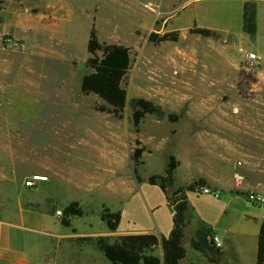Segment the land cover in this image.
<instances>
[{"label":"rangeland","instance_id":"374dc122","mask_svg":"<svg viewBox=\"0 0 264 264\" xmlns=\"http://www.w3.org/2000/svg\"><path fill=\"white\" fill-rule=\"evenodd\" d=\"M72 1L75 10L69 24L74 60L66 71L67 87L60 93V99L69 105H49L19 124L20 137L14 147L18 165L24 171L0 173V214L10 216L12 202L20 200L24 204L32 193L36 198L46 197L36 206L40 209L41 205L43 211L53 215L46 219L47 228L63 229L58 224L62 214L56 211L70 201H78L85 214L72 218L71 226L66 228L84 235L77 239V250L69 238L62 240V248L53 254L56 264H112L97 248L98 236L114 242L125 230L152 229L157 225L162 232L172 224L173 209L164 192L147 182L151 174H164L171 156L179 164L173 172L174 182L167 188L170 193L187 184L202 168L214 174L220 170L231 178L238 172L243 175L241 182L251 180L255 173V185L264 188L261 64L245 71L240 65L238 45L229 44L225 49L219 37L204 43L201 35L186 28L193 24L220 26L228 14L234 17L235 8L223 0H203L191 7L182 6L180 2L186 0H160L158 6V0ZM3 7L4 0H0V9ZM168 8L173 14L172 25L180 29L171 26L169 20L163 22L167 16L163 10ZM92 23L101 42L123 44L129 49L130 67L121 83L127 103L120 117L100 110L108 105L96 94L80 90L83 74L91 71L85 61L90 56L86 42ZM172 30H178L176 41L149 40L152 32L162 35ZM243 46L255 51L250 43ZM17 51L0 44V134L14 131L11 122L15 110L1 105L5 99L4 80L11 86L28 83L35 77L33 68H41L29 53L16 54ZM224 52L238 59L237 67L229 59L218 58ZM4 68L8 69L6 77ZM132 97L159 103L166 113L177 114L178 119L170 122L166 116L145 114L136 132L128 104ZM256 117L263 123L252 124ZM141 146L142 164L137 170L142 181L137 182L130 156L135 147ZM29 174L47 179L38 180L31 189L24 184ZM246 192L185 191L193 213L197 207L216 216L231 199L221 225L248 235L254 232L256 236L263 205L249 202ZM103 207L120 211L115 231H109L100 219Z\"/></svg>","mask_w":264,"mask_h":264},{"label":"crops","instance_id":"0c3cea01","mask_svg":"<svg viewBox=\"0 0 264 264\" xmlns=\"http://www.w3.org/2000/svg\"><path fill=\"white\" fill-rule=\"evenodd\" d=\"M171 1L180 2V0ZM201 1L203 0H186L180 3L182 6L191 7L194 3ZM223 1L227 3L228 7L235 8V15L233 17L232 14H228L225 19L226 22L224 21L220 26L209 29L218 33L219 41H221L219 43L224 45L225 49L230 47L229 44L235 47L236 45L243 46V43H250L251 46L255 47V52L260 56V76L264 77V0ZM159 2L160 0L157 1V6ZM246 2L253 3L255 8L256 32L253 36L244 32L242 28L243 6ZM74 5L72 0H4V7L0 9V31L13 36L21 44L16 54L29 53L41 66L39 69L33 68L35 77L28 83L19 82L11 86L4 80L6 86H4L2 95L5 99L1 105L3 104L4 108H13L15 111L11 122L14 131L0 134V173L24 171L18 165L14 147L16 144L14 141L20 137L19 124L23 120H27L37 113L40 114L41 110L49 107V105H69L66 100L60 99V93L63 88L67 87L66 71L69 63L74 60V38L72 27L69 24L71 14L75 10ZM163 11L167 15L163 22L169 20L171 26L180 29L172 25L173 14L169 12V8ZM194 26L197 25L193 24L186 28ZM202 38H204L202 39L204 43L212 40V37L202 36ZM218 58L229 59L232 66H238V59L236 57L229 58L227 52L219 54ZM3 70V75L6 77L8 69L4 68ZM16 110H19L18 114H16ZM255 123L262 124L263 119L260 117L253 118L252 124L255 125ZM252 128L255 130V126ZM9 140L13 142L7 143L6 141ZM9 157H11L10 161H8ZM32 175L34 174H29L26 177L30 178ZM196 178H203L205 184L216 191L223 189L232 194H238L256 189V191L264 193V188L261 185H255V173H253L251 180L238 183L236 180L234 181V177L222 175L220 170L214 174L202 168L191 180ZM38 182L40 181H35V183ZM28 187L32 189L34 186ZM28 196L30 198H26L28 201L24 204L20 200L12 202L13 209L10 216L0 214V264H56V258H53V254L62 248V240L67 238L74 242L75 250L79 248L76 246V242L84 233L69 231L66 227L63 229L47 228L46 219L52 218L53 215L43 211L41 205L39 206L41 210L36 206V204L41 203V199L42 202H45L46 197L36 198L32 193H29ZM230 201L231 199L227 203ZM188 203L190 206L189 200ZM227 203L222 208L224 211ZM193 211L194 213L192 210L190 211L189 221L183 231L182 244L186 252L179 264L256 263L258 234L255 236L253 232L248 235L244 231L232 229V227L224 228L220 223L225 214L222 210L216 216L209 214L207 210H199L197 207ZM263 215L264 207L258 219V231ZM198 219L203 220L211 227L213 237H218L220 245L217 247L220 254L215 258L207 248L198 250L191 245V238L196 237ZM58 224L61 226L60 223ZM172 226L173 223L169 224L162 232L156 225L152 229L125 230L122 234L151 232L160 238L163 235H168ZM42 243L44 245H41ZM153 253L159 257L161 264H163L160 242ZM50 256L51 259H49Z\"/></svg>","mask_w":264,"mask_h":264},{"label":"trees","instance_id":"16d2710c","mask_svg":"<svg viewBox=\"0 0 264 264\" xmlns=\"http://www.w3.org/2000/svg\"><path fill=\"white\" fill-rule=\"evenodd\" d=\"M243 9V31L253 36L256 32L254 4L246 2ZM190 30L201 36H219L215 30L205 27L194 26ZM177 39L178 30L167 31L162 35L152 32L149 35V40L155 42L165 40L176 41ZM86 48L90 56L87 57L85 64L91 68V71L82 76L80 90L84 94H96L108 105L107 107H101L100 110L120 117L127 103L126 89L121 83L130 67L129 49L123 44L101 42L93 23L89 31ZM128 104L131 109V120L136 132L139 131L138 126L145 114H154L158 118L166 116L170 122L178 119L177 114L166 113L159 103L148 98L132 97ZM136 143L138 144L139 140H136ZM143 151V146L135 147L130 156L134 165L133 172L137 182L142 181L137 167L142 164L140 158ZM178 164L179 161L174 156H171L164 168L163 175L151 174L147 178L149 184L159 186L173 209V226L169 234L159 238L151 232L128 233L118 236L114 242H109L106 236H98L96 238L97 248L112 264H139L140 262L143 264H161L159 257L153 253L159 242L162 246L163 264H179V261L184 257L186 250L182 244V237L184 228L189 221L191 210L185 191H194L197 185L205 184V180L203 178L194 179L178 187L172 194H169L167 187L174 182L173 172ZM61 214V225L70 227L72 218L82 217L85 211L78 201H70L62 208ZM100 219L109 231H115L119 225L120 211H111L108 207H103ZM195 234L196 237L191 238L190 241L193 248L198 250L207 248L212 252L214 258L220 254L217 245L211 243L213 240L211 227L201 219H198ZM255 264H264V215L258 231Z\"/></svg>","mask_w":264,"mask_h":264},{"label":"built area","instance_id":"2783aa9c","mask_svg":"<svg viewBox=\"0 0 264 264\" xmlns=\"http://www.w3.org/2000/svg\"><path fill=\"white\" fill-rule=\"evenodd\" d=\"M0 44L3 47L14 48V49H19L21 46L19 41L16 40L13 36L5 32H2V31H0ZM237 53L240 55V65L242 69H244L245 71L254 70L260 64V56L251 48L240 45L237 47ZM237 164H241V162L238 161ZM39 177H44L45 179H42ZM234 177L238 183L241 180H243V175H241L238 172L234 173ZM46 179H47L46 176H37L34 174L30 178H26L24 181V184L26 186H34L35 181L46 180ZM195 191L199 193H203V194H211V193L216 194L218 192L206 184L197 185L195 187ZM246 199L252 204L263 205L264 204V193L256 191V190H251L246 193ZM56 214H61V211L57 210ZM213 241L216 245H220L218 237L214 236Z\"/></svg>","mask_w":264,"mask_h":264},{"label":"bare ground","instance_id":"6f19581e","mask_svg":"<svg viewBox=\"0 0 264 264\" xmlns=\"http://www.w3.org/2000/svg\"><path fill=\"white\" fill-rule=\"evenodd\" d=\"M37 176H44V175H40V174H35ZM39 178H42V179H45L44 177H39Z\"/></svg>","mask_w":264,"mask_h":264},{"label":"water","instance_id":"95a60500","mask_svg":"<svg viewBox=\"0 0 264 264\" xmlns=\"http://www.w3.org/2000/svg\"><path fill=\"white\" fill-rule=\"evenodd\" d=\"M212 244L214 243V241L211 242Z\"/></svg>","mask_w":264,"mask_h":264}]
</instances>
